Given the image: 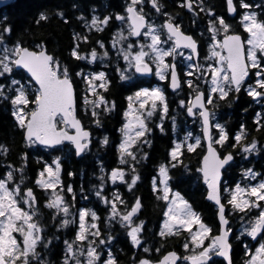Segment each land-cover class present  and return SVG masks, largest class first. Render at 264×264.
Segmentation results:
<instances>
[{
	"label": "snow or ice",
	"instance_id": "snow-or-ice-1",
	"mask_svg": "<svg viewBox=\"0 0 264 264\" xmlns=\"http://www.w3.org/2000/svg\"><path fill=\"white\" fill-rule=\"evenodd\" d=\"M150 3L156 13L166 17L162 24H157L145 13V0H128L123 13L102 18L92 15L90 21L83 14L78 17L89 33L93 30L103 32L113 16L121 23L114 33L112 47L116 49L117 60L122 59L125 66L117 63L114 70L121 81L132 82L131 87L136 90L126 98L125 122L119 130V164L125 167L118 166L106 173L101 166V183L95 191L107 211L106 233L101 231L100 216L95 209L81 208L75 214L70 211L72 205L64 193H71L73 201L76 193L71 185L64 184L59 156L51 163L44 161L35 178V186L48 192L49 198L43 207L50 210L53 224L59 218L57 229L75 225L74 237L63 241L62 264H119L112 251V242L116 239L111 234L113 224L124 229L132 247L142 248L146 254L139 260L134 258V264H179L181 261L215 264L214 257H222L226 264H233L234 240L243 244L244 264H264V174L249 167L242 171V180L246 183L229 185L225 179L235 159L227 148L238 149L247 159L264 151V144L255 138L249 140L243 123L230 142L226 125L217 118L221 102L230 105L240 99L242 92L253 102L264 105V0L259 3L226 0L227 13L232 19L238 17L239 28L246 35L237 31L223 15H217L205 0H182L181 7L195 17L206 14L209 37L204 63L200 60V41L183 29L176 16L163 11L161 0H150ZM57 15L68 22L62 11ZM48 18L41 12L36 23ZM11 34L10 25L0 27V81H4L0 82V103L10 105V114L15 126L22 130L27 146L63 151L71 145L80 156L90 149L92 132L77 115L78 101L82 100L80 107L92 122L102 127V113H111L116 108V102L105 95L111 86L109 73L98 69L85 71L79 66L78 70L70 71L69 66L50 53L43 43L32 48L20 40L9 43L6 38ZM73 35L72 59L85 61L87 65L110 59L103 40L98 39L95 47L83 52L81 42L89 44V35ZM203 35L201 32L200 36ZM132 38H136L135 41ZM177 57L186 69L183 79L177 68ZM150 75L166 81L173 92L186 86V98L179 100V106L201 129L200 135L193 136L188 132L183 140L175 141L169 151V161L161 163L158 175L152 178V191L157 200L165 204L164 220L158 232L161 244L155 249L144 246L146 222L139 218L144 207L141 197L135 196L129 204L119 190L113 192L111 198L103 195L108 181L113 185L120 182L130 193L140 181L137 165L148 158L142 149L144 145L151 146L148 136L153 131L150 122L154 116L158 115L161 123L157 127L164 132L163 120L169 113L165 86H152L148 81L135 82L137 77ZM74 77L84 84L83 94L79 97ZM254 124L256 131L264 129V114L256 113ZM108 143L109 138L104 136L102 144ZM197 149L200 159L196 171L205 185L206 200L216 208L218 228L215 234L202 214L170 184L171 169L183 166L190 170L182 157L185 152L196 153ZM9 152L6 145L0 144V155L7 157ZM27 164L28 153L25 152L21 156V167L7 165L0 178V264H51L43 257L42 250L50 251L53 240L59 239L47 235L48 226L43 222L40 202L33 188L25 184ZM233 214H239L238 235L233 233L229 219ZM180 236L183 237L185 255L174 250L167 251L157 260L147 255L153 251L160 253L170 238ZM244 240L253 243L249 246L243 243Z\"/></svg>",
	"mask_w": 264,
	"mask_h": 264
},
{
	"label": "trees",
	"instance_id": "trees-1",
	"mask_svg": "<svg viewBox=\"0 0 264 264\" xmlns=\"http://www.w3.org/2000/svg\"><path fill=\"white\" fill-rule=\"evenodd\" d=\"M164 5L163 11L171 13L179 18H188L189 26L191 29L190 15L186 12L184 7H181L182 0H161ZM260 0H255V3H259ZM128 0H13L11 4L0 9V27L4 25H10L12 27V34L6 39L9 43L16 40H20L25 46L32 48L38 43L46 45L47 50L59 57L61 62L69 66L70 71L78 70L79 67H84L85 71L89 70L88 65L82 63V61H76L70 57V50L73 47L74 33H80L89 35L92 41L97 39L103 41H109L111 37H114V33L120 26V22L113 19L110 21L106 32H94L89 33L85 24L78 19L83 14L88 20L92 15L100 16L123 13L124 8ZM217 3H219L217 5ZM206 4L212 6L217 15H223L230 23L234 19L230 18L226 10V0H206ZM75 5V7H74ZM63 12L67 23L63 18L57 15L58 12ZM259 11V10H258ZM44 12L49 17L47 21H41L39 24L36 20L39 19V14ZM149 17L153 15H159L161 23L166 19L162 14L156 13L154 9H148ZM235 20H237L235 18ZM237 31H241L239 25L232 23ZM205 28L201 26V32L204 33ZM194 34V32H191ZM241 33H243L241 31ZM81 42V50L85 46ZM88 45V44H87ZM90 47H95L94 44H90ZM106 63V60L103 61ZM119 63L121 67L125 66L122 59L117 60L116 49L110 53V59H108V65L110 66L109 78L111 79V86L105 93L109 100L116 102V108L111 113H102L101 122L102 127H97L90 117L86 115L80 105L82 100L78 101V116L89 128L93 134V140L90 145V149L86 153L77 157L72 146L64 147L63 151H53L44 149L37 146H27L24 143L23 132L15 126L14 120L10 114V105L7 102L0 103V144L6 145L10 152L7 157L0 155V178L3 177L7 170V165H15L16 168L21 167V156L23 153H28V164L25 168V184L28 187H34L33 181L35 180L38 172L43 167L44 161L49 163L59 156L62 164V179L65 185H71L76 193L75 201L72 200L71 193H64L65 199L72 205V213L77 212L82 207L95 209L100 216V228L101 231L106 233L107 220L104 214H101L102 208H95L97 202L93 199L95 196V189L98 186L99 177L101 176V166H103L106 173L110 172L115 167H125L119 164V151L118 145L121 139L120 128L125 122L124 112L128 108L127 96L132 95L136 90L131 87V83L128 81H121L119 74L114 70L116 64ZM4 82V81H0ZM137 83L141 81H135ZM74 83L80 96L81 81L79 78L74 77ZM142 84L141 86H143ZM187 90L181 92L172 93L167 91L169 113L168 118H176L182 122L185 118L186 112L179 106V100L186 98ZM252 99L243 92L240 95V99L230 105L221 102L219 107L218 117L222 124H225L230 137L238 131L240 124H244L246 128L253 129L252 120ZM157 116H154L151 120V124H154V120ZM167 117L164 119L168 122ZM171 121V119H169ZM104 136L109 138L107 145L102 144ZM259 140L264 144V131H261L258 135ZM255 138V133L248 136L249 140ZM148 139L151 142V146L144 145L142 151L148 154L146 160H142L138 165V171L140 174V181L137 183L133 191L126 192L129 204L134 200L135 196H139L142 199L144 205L139 218L144 220L145 231L143 233L144 240L146 241L144 246L155 249L160 247L161 238L158 232L162 226L164 216L163 211L165 204L163 201L157 200L156 195L152 191V178L158 175V166L161 163L169 161V151L171 149V143L175 140L171 136H159L157 133L152 135ZM227 148V145H226ZM228 151H232L235 156L233 167H231L225 174V179L229 185L236 182L246 183L242 180V171L244 168H257L260 156L253 155L244 159L239 150H233L227 148ZM200 150L197 149L196 153L185 152L182 157L184 164L188 166L186 170L183 166H178L175 169H171L170 175L172 177L170 183L174 190H179L184 197L192 204L193 208L202 214L206 223L210 224L213 230H217V215L215 206L206 200L205 185L199 178L200 173L196 171L199 167L200 157L197 153ZM142 154V153H141ZM75 173V175H68V173ZM259 173L264 174V170H259ZM17 180H19V174H17ZM101 182V181H100ZM120 184V182H117ZM83 189V191H81ZM43 196V195H41ZM231 226L235 227L237 220L239 221V214H233L229 217ZM59 218H57L56 224H58ZM47 224V230L49 236L58 237L61 240H71L75 235L74 227L71 225L66 229H57L56 224H53L51 216L48 215L45 222ZM111 234L116 238L113 240L112 248L113 253L117 256L119 264H134V258L139 260L146 254L142 248H134L131 246L129 239L125 235L124 229L119 224H113ZM56 240H53V243ZM183 237L170 238L164 246L161 248L160 253L155 251L148 253L153 260L160 259L167 251L184 252L182 248ZM64 246V245H63ZM62 244L60 247L53 246L50 250L52 258L53 255L61 253ZM239 250L235 253V257L239 254ZM184 255V254H181Z\"/></svg>",
	"mask_w": 264,
	"mask_h": 264
},
{
	"label": "flooded vegetation",
	"instance_id": "flooded-vegetation-1",
	"mask_svg": "<svg viewBox=\"0 0 264 264\" xmlns=\"http://www.w3.org/2000/svg\"><path fill=\"white\" fill-rule=\"evenodd\" d=\"M216 1H218V0H216ZM249 2H254L255 3V0H249ZM205 3H206V0H205ZM218 4L219 3H217V5ZM149 6H150V9H153L152 5L150 4V0H145V4H144V11H145V13H148ZM185 10L190 15V19H191V22H192L191 23V29L188 28V26H189V19L188 18H186V17L179 18L178 19V22L182 23L183 29L187 33L192 34L191 32H194V34H192V35L195 36L200 41V60H201V63H204V59L203 58L208 53V37H209V33L206 31V27H207V17H206V14L205 13H200L199 17H195L193 15V13L189 12L186 8H185ZM197 11H198V9H197ZM91 17H90V19H91ZM149 18L150 19H154L157 24H162L161 23V18H160L159 15H153V16H151ZM236 19L237 20L234 19L232 21V23L238 24V17ZM193 20L196 21L195 24H193ZM201 26L203 28H205L204 35L202 37L200 36ZM109 30H110L109 28H105L104 32L109 31ZM94 32H95V30H93L91 33H94ZM242 35H246V34L242 33ZM113 38L114 37H111L109 39V41H104L105 46L109 50V54L115 50V48L112 47V40H113ZM135 39L136 38H134V41H135ZM92 40L93 39L90 38V43L88 45L86 44L85 46H83V49L81 51H83V52L90 51V48H91L90 47L91 46L90 44H94V46H96L95 42L98 39L95 40V41H92ZM98 51H102V50L98 49ZM176 60H177V68H178V71L181 72V79H183V70H186L185 67H184V63L181 61V58L180 57H177ZM93 66H95V67L89 66V68L91 70H97V69L98 70H104V71H107L108 73L110 71V66L109 65H105L104 62L97 61V63L95 65H93ZM136 79L138 81H148V82L151 83L152 86H157V85L165 86V91H166V94H167V97H168L167 91H169V88L167 87V82L166 81H160L159 78L156 77V76H154V75H152L151 77H137ZM129 83H132V82H129ZM144 86H147V84H144ZM182 90H187L186 86ZM251 105H252V107H249V109H251L252 112H253L252 113V120H253V125H254L253 126L254 132H252L251 128H248V127H247V130H248L249 135L251 133L252 134L255 133V139H257L262 144V142L259 140L258 135H259V133L261 131H264V129H262L261 131H256L255 130L256 126L254 124V120H255L256 113L260 112V113L264 114V105H261L260 103H256V102H253V101H252V104ZM218 112H219V108L217 110V114H218ZM155 118H157V119L154 120V124H151L150 123V127L153 129V131L148 136L149 138L152 135H154V134L157 133L159 136H171V138L173 140L178 141V140H183L184 136L188 132H192L193 136H196V135H200L201 134V129H200L199 124L198 123H195L194 124L192 122L191 118H188L187 115H185V118H184V120L182 122H180L176 118V116H174V118H175V126H173V118H168L167 117L168 122H165L163 120L164 132H161L160 129H159V127H157V125L161 123L160 119L158 117H155ZM217 118L219 120L218 115H217ZM169 119H171V121H169ZM219 122H220V120H219ZM238 130H239V128H238ZM171 146H173V143H171ZM262 152H264V151H262ZM259 170L260 171L261 170H264V154H262L260 156L259 162L257 164V168L255 169V171H259ZM34 181H33V186H34L33 187V190H34V192H35V194L37 196V199L40 202L41 211L43 213V222L45 223L46 220H47L48 215L51 216L50 210H48V209H46V208L43 207L46 199L49 198V195H48V192L40 189L39 187H36L35 184H34ZM97 183H98V186H99L100 182L98 181ZM117 190H119L122 193L124 199H126V198L129 197L126 194V192H128L126 186H122V185H120L118 183L116 185H113L110 181H108L107 182V185L104 186L103 195H106L109 198H111L112 193L115 192V191H117ZM49 191H51V190H49ZM95 191H96V189H95ZM41 195H43V196H41ZM93 198L96 201H98V202L100 201V199L97 198L96 196H94ZM99 207H102L103 209H105V205L102 202H99ZM83 208H87V207H83ZM70 211L72 212L73 209L70 208ZM107 230H108V228H107ZM239 230H240V226H236V227L233 228V233L236 234V235H238L239 234ZM215 232H216V230L213 231V234H215ZM47 235H49L48 230H47ZM63 241L64 240L57 239L53 243V246L60 247L61 244L63 246ZM243 243H248L249 246H251V244L253 242H251L250 240H244ZM61 249H62L61 253H57V254L53 255V258H52V255H51V252L50 251L42 250V255H43V257L46 260L51 261V264H62L64 246ZM237 250H239L240 252L237 255V257H235V253L237 252ZM181 254H186V253H184L182 251ZM213 259L215 261V264H226V262L224 260L220 259L219 257H214ZM245 259H246V256H245L243 244L240 241H238V240H234L233 241V251H232L233 264H244ZM180 264H185V262L181 261Z\"/></svg>",
	"mask_w": 264,
	"mask_h": 264
},
{
	"label": "water",
	"instance_id": "water-1",
	"mask_svg": "<svg viewBox=\"0 0 264 264\" xmlns=\"http://www.w3.org/2000/svg\"><path fill=\"white\" fill-rule=\"evenodd\" d=\"M12 0H0V9L4 8L5 6L11 4ZM151 76V75H150ZM171 89V88H170ZM172 91V89H171ZM178 91V90H177ZM78 115V114H77ZM92 138H93V135H92ZM40 147H43V146H40ZM74 148V147H73ZM84 154V153H83ZM83 154H81L80 156H82ZM80 156H77V157H80ZM222 258V257H221ZM224 259V258H222Z\"/></svg>",
	"mask_w": 264,
	"mask_h": 264
},
{
	"label": "rangeland",
	"instance_id": "rangeland-1",
	"mask_svg": "<svg viewBox=\"0 0 264 264\" xmlns=\"http://www.w3.org/2000/svg\"><path fill=\"white\" fill-rule=\"evenodd\" d=\"M119 27H121V23H120V26ZM118 27V28H119ZM133 39V41H134V38H132ZM106 60V63H105V65H108V59H105ZM82 63L83 64H85V65H87V62H85V61H82ZM89 66H91V67H95V66H93V65H89ZM88 66V67H89ZM89 70H90V68H89ZM104 71V70H103ZM135 81H137V79L135 78ZM81 88H82V90H81V92H80V96L83 94V90H84V84H83V82L81 83ZM108 226V225H107ZM74 230H75V227H74ZM111 230H112V228H111Z\"/></svg>",
	"mask_w": 264,
	"mask_h": 264
},
{
	"label": "bare ground",
	"instance_id": "bare-ground-1",
	"mask_svg": "<svg viewBox=\"0 0 264 264\" xmlns=\"http://www.w3.org/2000/svg\"><path fill=\"white\" fill-rule=\"evenodd\" d=\"M179 60V59H178ZM203 61V60H202Z\"/></svg>",
	"mask_w": 264,
	"mask_h": 264
}]
</instances>
